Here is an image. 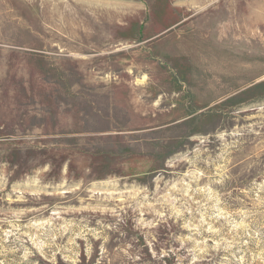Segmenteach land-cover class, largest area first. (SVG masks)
I'll return each instance as SVG.
<instances>
[{
    "label": "rangeland",
    "instance_id": "374dc122",
    "mask_svg": "<svg viewBox=\"0 0 264 264\" xmlns=\"http://www.w3.org/2000/svg\"><path fill=\"white\" fill-rule=\"evenodd\" d=\"M0 264H264V0H0Z\"/></svg>",
    "mask_w": 264,
    "mask_h": 264
}]
</instances>
